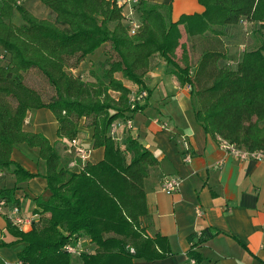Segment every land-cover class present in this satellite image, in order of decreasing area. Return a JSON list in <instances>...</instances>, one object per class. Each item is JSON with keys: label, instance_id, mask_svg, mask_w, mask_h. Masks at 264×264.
Wrapping results in <instances>:
<instances>
[{"label": "trees", "instance_id": "obj_1", "mask_svg": "<svg viewBox=\"0 0 264 264\" xmlns=\"http://www.w3.org/2000/svg\"><path fill=\"white\" fill-rule=\"evenodd\" d=\"M19 1L0 0V179L11 167L15 184L35 177L11 160L14 146L26 144L36 148L45 163L50 197L35 199L45 219L39 218L30 230L6 225L13 243L24 244L18 262L72 264L63 247L81 235L92 249L80 254L81 264H133L135 259L153 262L169 257L166 238H149L140 229L148 214L144 180L158 162L130 136L121 148L118 137L109 133L113 123L131 119L142 109L131 108V91L116 75L142 89L150 58L161 56L174 68L171 74L178 85L191 88L195 121L205 134L250 153H264V53L246 51L232 68L224 65L228 52L223 40L225 29L243 24L258 25L264 33V0H197L204 12L176 22L139 0L135 7L139 26L133 35L121 8L109 0H38L53 20L35 17ZM15 11L21 25L12 22ZM183 33L192 48L202 46L193 70L188 48L181 42ZM105 44L114 57L104 60L100 78L83 80L66 72ZM31 71H37L52 90L47 100L24 83ZM39 109L51 112L56 136L68 146L77 139L81 122L91 129V149L103 148L102 161H86L77 173L61 166L57 150L44 136L23 129L27 112ZM14 191L15 187L0 189V199L18 206ZM209 237L202 231L196 242L189 239V261L200 263L196 249ZM0 264H5L1 257Z\"/></svg>", "mask_w": 264, "mask_h": 264}, {"label": "crops", "instance_id": "obj_2", "mask_svg": "<svg viewBox=\"0 0 264 264\" xmlns=\"http://www.w3.org/2000/svg\"><path fill=\"white\" fill-rule=\"evenodd\" d=\"M21 1L26 0H20L19 3ZM145 1L148 8L157 9L171 22H176L181 16L201 15L204 12L197 0ZM245 27H229L225 32L246 31ZM181 42L188 48L193 70L200 58L202 46L196 44L192 48L191 41L188 43L181 39ZM226 50L228 52L227 47ZM178 51L177 57L180 56ZM192 53L197 55V59H193L195 55L192 56ZM90 58L91 55L86 56L78 68L68 69L67 72L76 76L75 72L83 70L86 64H94ZM173 69L157 54L150 58L149 70L141 89L145 90L147 98L140 106L142 109L132 115L131 128L120 127L117 133V143L121 148L125 146L126 137L130 136L158 162L157 166L149 169L144 180L148 214L141 220L140 229L149 238L155 235L166 238L172 252L163 260L146 262L135 259L133 264H191L186 256L189 239L196 242L202 231L211 237L196 249L201 259L199 264H264V160L241 161L205 134L195 121L191 88L178 85L171 74ZM116 77L131 92L140 90L121 75L117 74ZM23 129L44 136L57 150L61 166L79 162L74 149L57 138V122L49 110L28 111ZM91 136L92 130L84 128L81 122L77 145L89 151L86 161L98 163L102 161L104 151L103 148L91 149ZM186 150L192 155L189 163L183 161ZM11 160L35 177L15 184L10 174L11 167L0 179V189L15 187L14 199L18 201L21 214H36L38 219L34 222L39 221V218L42 220L44 216L40 214L35 199L47 201L50 197L44 179L45 163L39 159L38 150L26 144L14 146ZM72 172L77 173L78 170ZM164 177L181 180L177 193L167 194L161 190ZM197 208L202 211V216L197 215ZM7 223L4 213H0V257L5 264H15L18 261L17 253L24 244L13 243L14 238L6 231ZM30 229L31 226L23 231ZM80 241L84 248L90 250L91 244L87 237L81 235ZM7 243L12 245L2 246ZM79 257L71 256L80 260Z\"/></svg>", "mask_w": 264, "mask_h": 264}, {"label": "built area", "instance_id": "obj_3", "mask_svg": "<svg viewBox=\"0 0 264 264\" xmlns=\"http://www.w3.org/2000/svg\"><path fill=\"white\" fill-rule=\"evenodd\" d=\"M113 2L118 8H121L123 14V21L129 27V34L133 35L135 31L138 29L139 22L136 18L135 7L139 3V0H109ZM246 24H243L245 26ZM147 98V93L145 90L132 91L129 97V103L131 108L133 109L135 106H141ZM132 126L131 119L124 120L122 122H115L110 126L109 133L112 137L117 136L118 129L120 127H125L130 129ZM219 145H221L226 151L236 157L241 161H262L264 160V153L261 152H253L250 153L244 149H239L234 147L233 145L228 144L227 142L221 141L218 139ZM70 147L74 149V151L79 156V162H70L67 164V169L69 171L80 170L81 167L87 160V156L89 151L79 147L77 145L76 140L70 143ZM192 155L189 150L183 154V161L185 163L191 162ZM181 180L179 178H170L164 177L161 184V190L167 194H175L179 190ZM0 213H4L8 222L19 231H23L27 227L32 226L35 220L38 219V215L34 214L32 216H23L18 208V206L14 204L6 203L5 200L0 199ZM198 216H202V211L197 208L196 211ZM64 251L70 256H80L81 253H86L88 250L84 248L83 243L78 239L74 243L66 244L63 247ZM133 250L130 249V252ZM191 264H196L195 261L190 260ZM15 264H21L16 261Z\"/></svg>", "mask_w": 264, "mask_h": 264}, {"label": "rangeland", "instance_id": "obj_4", "mask_svg": "<svg viewBox=\"0 0 264 264\" xmlns=\"http://www.w3.org/2000/svg\"><path fill=\"white\" fill-rule=\"evenodd\" d=\"M21 3H25L24 5L28 9V11L34 14L37 18L48 20L54 19L53 14L38 0H26L24 2L21 1L20 4ZM12 22L15 25H21L23 23L20 15L16 11L13 14ZM245 26L246 31L227 30V34L226 32H223V39L225 44L227 45L226 47L228 49V55L230 57H227L224 65H229L230 67L234 68L236 66V63L240 60V55L246 51L260 49L262 50V53H264V33L260 31V27L258 25L251 26L249 24H246ZM228 34L230 35L228 36ZM182 36V41H186L188 43L190 42L189 40H187L188 38L184 33ZM179 52L180 51H178V53ZM90 55V59L94 64L90 66L88 63L83 70H81L80 72H75L76 75L80 76L83 80H93L95 78H100L104 69L102 63L106 58L114 57V53L112 52L108 44L99 47ZM193 55H195V53H192V56ZM193 59H197V55L193 56ZM73 61L74 60H71L70 64H72ZM67 71L68 70H66V72ZM24 83L28 87L40 93L42 98L45 100H47V98H49L53 93L45 79L37 71H31L25 74ZM90 251L92 252V249H90L88 252ZM71 259L72 264H81L80 260L73 258Z\"/></svg>", "mask_w": 264, "mask_h": 264}]
</instances>
